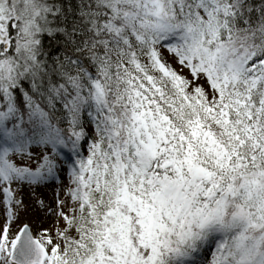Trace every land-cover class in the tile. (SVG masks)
<instances>
[{
	"label": "trees",
	"instance_id": "trees-1",
	"mask_svg": "<svg viewBox=\"0 0 264 264\" xmlns=\"http://www.w3.org/2000/svg\"><path fill=\"white\" fill-rule=\"evenodd\" d=\"M18 1L0 42V149L22 161L41 151L68 176L74 207L49 264L117 262L106 216L133 200L145 213L178 212L153 232L148 259L137 253L131 264H179L219 228L234 233L220 245L229 255L264 264V146L253 156L244 135L264 98V67L244 76L264 59V0H29L26 13ZM183 32L185 56L222 97L216 109L161 53L163 39ZM193 125L199 139L186 155ZM56 146H84L87 156L62 169ZM170 158L189 173L211 171L212 181L203 190L192 176L198 185L154 176V162L161 173Z\"/></svg>",
	"mask_w": 264,
	"mask_h": 264
},
{
	"label": "rangeland",
	"instance_id": "rangeland-1",
	"mask_svg": "<svg viewBox=\"0 0 264 264\" xmlns=\"http://www.w3.org/2000/svg\"><path fill=\"white\" fill-rule=\"evenodd\" d=\"M18 2V0H9L7 3V0H0V42L5 40L7 34L6 24L11 21V14ZM24 3V11L26 13L29 0H25ZM29 24V19L23 24L22 31L25 35L28 34V31L30 32ZM206 34V39H211L212 34ZM186 36L187 32H183L180 36L173 35L166 40H162L161 45L159 44L161 53L185 77L187 86L191 89H199L204 93L209 106L212 109H216L222 97L218 95L209 78L200 70L197 64L198 59L193 56L188 61L185 56L187 55L184 43ZM26 42L27 39L23 38L16 43L21 47ZM165 44H170V46L166 47L164 46ZM2 70L4 73L8 72L5 66L2 67ZM244 76L249 80L256 79L252 73L247 72V67H245ZM218 79L221 81V74H219ZM227 99L228 103L231 104L233 102L231 97ZM87 129L96 139L98 131L92 126H88ZM196 131L195 125L185 131L189 145V149L183 151L186 155H191L196 147L199 139V137L196 138ZM257 132L256 127L253 126L250 129H246L245 135L249 136V142L252 147H259L264 144V136L258 133L261 135V137H258L256 135ZM8 143L16 147L12 137L7 139ZM50 147L45 150L49 152L51 150ZM164 149L170 157H173L172 146H167ZM57 150L67 156L60 162L62 169L67 167L68 164L78 167V159L87 156L84 146H79L74 151H70V153L68 149L63 147H58ZM30 154L29 159L22 161L14 156H4L0 149V264H14L8 259L9 247L23 224L29 225L32 235L44 246L47 255L43 264H49V258L55 248L63 249V242L59 237V232L64 228L63 215L68 214L71 207H74L69 202L66 192L70 185L68 176L56 171V163L51 158L47 159L46 153L38 152V150L31 148ZM166 161L167 159L162 161L161 173L157 174L156 171H152L154 176H161L169 184L174 181L183 186L196 184L195 181H190L191 173H189V169L185 168L182 169L183 181H177L176 173L171 166L165 165ZM170 161L174 163L173 158H170ZM128 177V183H132L130 174ZM193 180L202 182L199 184L201 189H203L202 180ZM140 193H142L141 190ZM158 198H162V194ZM169 198L172 199L170 194ZM168 203H170V200L165 201L164 205ZM139 206L140 204L135 203L133 200L131 206L130 204H123V206L108 213L106 216V221L109 223L108 232L111 235V242L115 246L113 259H116L117 262L113 264H131L137 253L146 260L148 247L150 249L156 241V236L153 232L158 226L164 225L166 220H174L178 212L169 206H165L162 210L156 211L151 208L145 213V210L140 209ZM164 211L167 215L164 214ZM232 235L234 233L226 229H217L207 241L200 244V248L195 251L194 258L183 259L179 264H241L235 256L229 255L227 250L219 248L223 240L227 237H232Z\"/></svg>",
	"mask_w": 264,
	"mask_h": 264
},
{
	"label": "water",
	"instance_id": "water-1",
	"mask_svg": "<svg viewBox=\"0 0 264 264\" xmlns=\"http://www.w3.org/2000/svg\"><path fill=\"white\" fill-rule=\"evenodd\" d=\"M171 165V162H168ZM178 180L183 181V173L177 164L173 165ZM195 179L209 182L212 173L196 166L192 169ZM46 257V251L42 244L32 235L28 224H23L18 230L11 246L9 260L15 264H42Z\"/></svg>",
	"mask_w": 264,
	"mask_h": 264
}]
</instances>
